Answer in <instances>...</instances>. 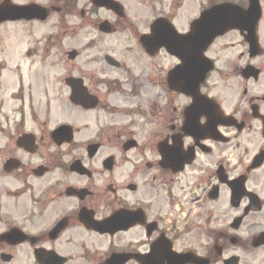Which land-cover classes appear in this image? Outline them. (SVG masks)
<instances>
[{
  "label": "flooded vegetation",
  "instance_id": "1",
  "mask_svg": "<svg viewBox=\"0 0 264 264\" xmlns=\"http://www.w3.org/2000/svg\"><path fill=\"white\" fill-rule=\"evenodd\" d=\"M2 4L0 264H264V0Z\"/></svg>",
  "mask_w": 264,
  "mask_h": 264
},
{
  "label": "water",
  "instance_id": "2",
  "mask_svg": "<svg viewBox=\"0 0 264 264\" xmlns=\"http://www.w3.org/2000/svg\"><path fill=\"white\" fill-rule=\"evenodd\" d=\"M33 6H15V5H5L0 6V21L4 19H10L11 17H25V15L30 14ZM224 15H227L226 17ZM261 15V6L259 5V0H255V5L249 10H242L239 7H234L231 5H221L214 7L213 11L205 13L202 15V18L196 21L193 24L192 33L188 37V41L191 45L192 50L195 51L198 60L204 61V51L213 43L215 37L220 34L225 33L227 28L232 26L242 27L245 23H250L253 27L260 18ZM215 16H220L222 19H216ZM246 16V17H245ZM209 20H207V19ZM254 32V30L252 31ZM181 49L178 51L177 47H174V53L179 55L183 59L184 63L182 65L183 69L192 68V63L184 59V56L187 54V38L181 39L180 41ZM185 45V50L182 49V46ZM188 57V55H186ZM201 65L200 63H196ZM205 66V63H204ZM204 70V69H203ZM207 70V67H206ZM204 75L200 78V81Z\"/></svg>",
  "mask_w": 264,
  "mask_h": 264
},
{
  "label": "rangeland",
  "instance_id": "3",
  "mask_svg": "<svg viewBox=\"0 0 264 264\" xmlns=\"http://www.w3.org/2000/svg\"><path fill=\"white\" fill-rule=\"evenodd\" d=\"M16 1L24 2V1H27V0H16ZM39 1H41L42 3H46L47 2V0H39Z\"/></svg>",
  "mask_w": 264,
  "mask_h": 264
}]
</instances>
